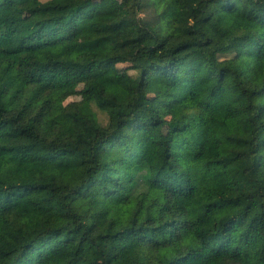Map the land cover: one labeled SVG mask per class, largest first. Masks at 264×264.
<instances>
[{
	"label": "trees",
	"instance_id": "obj_1",
	"mask_svg": "<svg viewBox=\"0 0 264 264\" xmlns=\"http://www.w3.org/2000/svg\"><path fill=\"white\" fill-rule=\"evenodd\" d=\"M136 12L0 0V264H264V0Z\"/></svg>",
	"mask_w": 264,
	"mask_h": 264
},
{
	"label": "rangeland",
	"instance_id": "obj_2",
	"mask_svg": "<svg viewBox=\"0 0 264 264\" xmlns=\"http://www.w3.org/2000/svg\"><path fill=\"white\" fill-rule=\"evenodd\" d=\"M99 3H103L106 6L118 11L121 15L125 16L129 20V27L127 30L130 36L136 37L140 43L148 44L154 42L151 33L139 24V17L136 12L137 0H99ZM140 16H143V13ZM76 42L77 40L75 39L66 42L64 45V53L70 54ZM115 67L121 82L124 85L129 84L130 77L127 72L128 65L120 63ZM82 87V83L78 81L72 82L69 88L63 93V102L66 104L71 101L80 100L83 97ZM157 102L162 104L161 100H157ZM160 107L162 113L166 116H169L167 107L165 105H161Z\"/></svg>",
	"mask_w": 264,
	"mask_h": 264
}]
</instances>
